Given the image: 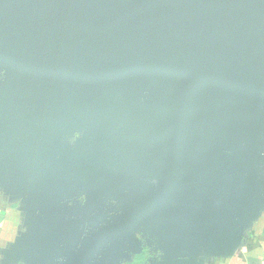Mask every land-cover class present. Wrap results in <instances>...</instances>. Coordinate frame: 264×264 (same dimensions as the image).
Segmentation results:
<instances>
[{"label":"water","instance_id":"water-1","mask_svg":"<svg viewBox=\"0 0 264 264\" xmlns=\"http://www.w3.org/2000/svg\"><path fill=\"white\" fill-rule=\"evenodd\" d=\"M1 72L0 149L64 200L94 194L47 218L35 246L51 264L108 247L120 264L141 253L133 232L170 259L259 195L264 0H0ZM78 131L86 148L63 145Z\"/></svg>","mask_w":264,"mask_h":264},{"label":"crops","instance_id":"crops-1","mask_svg":"<svg viewBox=\"0 0 264 264\" xmlns=\"http://www.w3.org/2000/svg\"><path fill=\"white\" fill-rule=\"evenodd\" d=\"M13 159L8 150L0 149V264H51L45 250L44 256L37 251L35 239L46 230V220L52 213L65 204L77 205L78 197L64 200L61 184L36 163L16 164L20 170L4 172L6 164L16 166ZM225 213L228 220L224 226L212 231L195 226L182 254L170 259L164 256L171 243L157 244L156 237H150V256L145 264H264V170L255 203L234 208L231 200ZM147 237L141 235L145 242ZM71 255L69 249L58 252L55 264Z\"/></svg>","mask_w":264,"mask_h":264},{"label":"rangeland","instance_id":"rangeland-1","mask_svg":"<svg viewBox=\"0 0 264 264\" xmlns=\"http://www.w3.org/2000/svg\"><path fill=\"white\" fill-rule=\"evenodd\" d=\"M4 74H3V72H1L0 73V81L1 80H3L4 79ZM21 80L22 81H25V82H28L29 80L27 79V77H25V76H22V78H21ZM68 88H70L71 89V87H69V86H67L66 87V89H68ZM69 90V89H68ZM65 134L66 133H63V138H62V140H63V145H65V146H67L66 144V141H68V145H71L70 146V148L69 149H71V148H75V146H73V144L76 142V140H80V144L79 145H81V143H82V141H85L86 139H84L85 138V132H82V131H78V132H73L72 133V136H71V138H67L66 136H65ZM68 135V134H67ZM66 143V144H65ZM82 145L85 147L86 146V143H82ZM65 146H64V148H65ZM87 147V146H86ZM85 147V148H86ZM76 149V148H75ZM11 164V163H10ZM94 194H92L91 192H88V193H84V194H81V195H79V197H78V199H77V205L79 206V207H82V206H84L86 203H87V199H90V197L91 196H93ZM87 200V201H86ZM105 223V221H101L100 223H98L97 225H95V226H91L90 228H89V230H93L94 228H96V227H100V226H102L103 224ZM141 233H137V232H133V234H132V237H131V241L133 240L134 241V239H136V240H138V242H137V249L138 250H141V252L143 251V250H147L148 251V248H149V251L151 250V248H150V246H147V243L145 242V239L144 238H141ZM113 254V251L112 250H110V248L108 247V248H105V249H103L102 251H100V253L96 256V258H95V260L93 261V264H107V260H108V258L111 256ZM139 254H141V253H139ZM139 254H135V255H133L131 252H129V251H123L122 253H121V257H120V260H121V263L120 264H123V263H125V262H127V261H129V260H132L135 256H138ZM149 255H150V253H149ZM63 262H65L66 261V259H63L62 260Z\"/></svg>","mask_w":264,"mask_h":264},{"label":"trees","instance_id":"trees-1","mask_svg":"<svg viewBox=\"0 0 264 264\" xmlns=\"http://www.w3.org/2000/svg\"><path fill=\"white\" fill-rule=\"evenodd\" d=\"M145 256L143 254H140L138 256H136L132 263H128V264H145Z\"/></svg>","mask_w":264,"mask_h":264},{"label":"flooded vegetation","instance_id":"flooded-vegetation-1","mask_svg":"<svg viewBox=\"0 0 264 264\" xmlns=\"http://www.w3.org/2000/svg\"><path fill=\"white\" fill-rule=\"evenodd\" d=\"M141 254H143V255L145 256V259H144V260H146V258H147L148 256H150L147 250H143V251L141 252ZM139 255H140V254H139ZM135 257H136V256H135ZM135 257H134V258H135ZM119 263H121V260H120V259H119Z\"/></svg>","mask_w":264,"mask_h":264}]
</instances>
